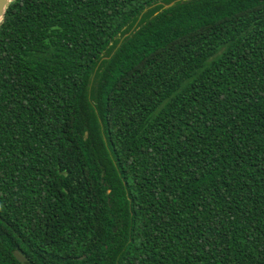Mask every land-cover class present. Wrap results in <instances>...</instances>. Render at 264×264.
I'll return each instance as SVG.
<instances>
[{"label":"trees","instance_id":"obj_1","mask_svg":"<svg viewBox=\"0 0 264 264\" xmlns=\"http://www.w3.org/2000/svg\"><path fill=\"white\" fill-rule=\"evenodd\" d=\"M172 1L7 5L0 264H264V0Z\"/></svg>","mask_w":264,"mask_h":264},{"label":"water","instance_id":"obj_2","mask_svg":"<svg viewBox=\"0 0 264 264\" xmlns=\"http://www.w3.org/2000/svg\"><path fill=\"white\" fill-rule=\"evenodd\" d=\"M12 0H6V2L3 4V6H2V11H0V23L2 22V20H3V17H4V14H5V11H6V8H7V5L11 2ZM179 1H184V0H174V1H172V2H170L169 4H166V5H163V4H161L162 5V7H163V9H166V8H170V7H172L174 4H176L177 2H179ZM159 5H160V3H159ZM153 6H151L150 8H152ZM147 10V9H146ZM145 10V11H146ZM144 11V12H145ZM161 11V10H160ZM14 257H15V259L17 260V261H19V262H24L25 261V258L19 253V252H14Z\"/></svg>","mask_w":264,"mask_h":264},{"label":"snow or ice","instance_id":"obj_3","mask_svg":"<svg viewBox=\"0 0 264 264\" xmlns=\"http://www.w3.org/2000/svg\"><path fill=\"white\" fill-rule=\"evenodd\" d=\"M6 2V0H0V11H2V6Z\"/></svg>","mask_w":264,"mask_h":264}]
</instances>
